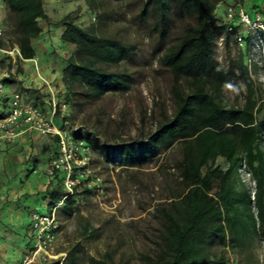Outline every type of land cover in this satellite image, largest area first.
<instances>
[{
  "label": "trees",
  "instance_id": "obj_1",
  "mask_svg": "<svg viewBox=\"0 0 264 264\" xmlns=\"http://www.w3.org/2000/svg\"><path fill=\"white\" fill-rule=\"evenodd\" d=\"M3 1L17 19L13 43L22 58H33L32 39L43 31L40 19L47 18L44 0ZM114 1L136 39L100 33L96 23L84 27L72 14L56 23L64 27L61 39L75 46L64 68L69 90L76 82L86 86L92 97L128 90L134 79L130 65L142 49L137 37L158 52V65L171 77V108L161 110L146 136L111 146L100 145L88 134L85 138L79 132L73 134L107 157L119 156L117 163L124 168L152 159L162 158V166L172 161L176 174L164 171L168 194L152 210L160 221L155 248L141 254L142 263L225 264L229 252L238 255L240 264L258 262L256 247L264 244V119L258 115L264 100L243 53L228 66L214 54L217 36L231 34L225 24L217 23V8L225 0ZM87 2L94 6L93 0ZM109 13L107 9L100 12L97 23H104ZM240 82L243 101L233 103L226 89L242 88ZM69 95L67 102L72 101ZM7 99L3 97L0 106ZM43 136L49 138V152L58 138ZM38 138L30 133L2 141L0 150L17 142H37ZM218 157L225 160L226 167L216 163ZM243 169L254 185L243 179ZM52 177L48 209L65 193L61 172ZM84 192L92 190L85 188ZM75 200V194L67 196L61 210L69 214L77 211L84 220L78 228L79 237H96L98 228L74 208ZM28 228L29 250L31 219ZM66 258L69 264H76L73 251H68ZM87 264L119 263L107 250L101 257L88 256Z\"/></svg>",
  "mask_w": 264,
  "mask_h": 264
},
{
  "label": "rangeland",
  "instance_id": "obj_2",
  "mask_svg": "<svg viewBox=\"0 0 264 264\" xmlns=\"http://www.w3.org/2000/svg\"><path fill=\"white\" fill-rule=\"evenodd\" d=\"M229 1L218 6V18L223 16L224 4ZM45 2L47 18L40 19L43 31L32 39L36 54L29 59L22 58L16 49L18 46L13 43L17 37L16 16L6 4L1 7L0 100L21 89L40 105L46 116H51L55 102L54 121L57 124H64L73 134L79 132L84 138L88 134L100 145L113 146L146 136L155 127L161 110L164 107L170 109L172 105L171 77L158 65V52L151 50L145 39L137 37L142 49L137 61L130 65L134 79L124 92L92 97L86 86L79 82L69 90L64 68L75 46L60 39L61 25L56 21L72 14L84 27L96 23L100 33H118L136 39L135 33L114 0H93L92 7L87 0ZM259 6L264 9L263 5ZM104 9L110 11V16L99 24L98 15ZM240 53L244 54L264 100V54L251 38L245 46H240L232 33L222 32L217 36L214 54L222 64L228 66ZM240 84L242 88L229 86L226 89L233 103L243 101L244 86L242 82ZM68 92L71 102L66 101ZM258 117L264 119V109ZM40 135L35 136L40 137L37 142H17L0 150V264H23L30 246L28 218L32 210H48L50 197L47 192L54 180L48 170L49 138ZM117 160L119 156L107 157L93 150L90 164L101 177L103 190L96 195L79 187L75 193L74 208L78 207L79 213L98 228V235L79 237L78 228L84 220L77 211L73 214L62 211L63 203L58 209L61 229L53 248L54 254L62 253L43 264L54 260L69 264L68 251H73L76 264H87L88 256L101 257L107 250L119 264H143L141 254L154 250L160 221L152 210L169 191L164 171L167 169L175 175L176 170L172 161L160 165L162 158L148 160L134 168H124ZM216 163L222 167L227 165L222 157H218ZM241 172L243 179L254 185L248 172L245 169ZM256 252L258 262L254 260L250 264H264V244L258 245Z\"/></svg>",
  "mask_w": 264,
  "mask_h": 264
},
{
  "label": "built area",
  "instance_id": "obj_3",
  "mask_svg": "<svg viewBox=\"0 0 264 264\" xmlns=\"http://www.w3.org/2000/svg\"><path fill=\"white\" fill-rule=\"evenodd\" d=\"M217 23L225 24L240 46H245L246 38L250 37L264 54V11L261 8L251 10L244 1L231 0L224 4V14ZM16 49L20 54L19 48ZM55 110L54 102L51 116H46L40 105L21 89L10 93L6 104L0 106V142L13 141L27 131L58 138L49 152L48 170L51 175L61 172L65 193L47 211L31 212L32 246L25 253L23 264H43L54 257L53 248L61 229L58 209L67 196L74 195L79 187L89 188L96 195L103 190L102 179L90 164L91 145L84 138L75 137L64 124H57ZM225 264H240V259L229 252Z\"/></svg>",
  "mask_w": 264,
  "mask_h": 264
},
{
  "label": "crops",
  "instance_id": "obj_4",
  "mask_svg": "<svg viewBox=\"0 0 264 264\" xmlns=\"http://www.w3.org/2000/svg\"><path fill=\"white\" fill-rule=\"evenodd\" d=\"M244 2H245V4H247V6H248L251 10H253V9H257V8H260L259 4L264 6V0H246V1L244 0ZM4 5H5V2H4L3 0H0V13H1V7H4ZM257 5H258V6H257ZM45 6H46V2H45V0H44V7H45ZM219 6H220V4H219ZM219 8H220V7L217 8V11L219 10ZM261 8H262V7H261ZM45 10H46V8H45ZM262 10H264V9L262 8ZM46 13H47V11H46ZM63 29H64V27L61 25V33H62ZM55 33H56V31H55ZM61 33H60V39H61ZM66 43H68L69 45H72V43H69V42H66ZM30 133H34L35 136L38 135L37 132L27 131V132L22 133V134H21L20 136H18L16 139H18V138H20V137L22 138L24 135H26V134H30ZM16 139H15V140H16ZM28 219H30V217H29ZM61 253H62V252H58V253H55V254H54V252H53L54 257H58ZM45 263H46V262H45ZM33 264H38V263H33Z\"/></svg>",
  "mask_w": 264,
  "mask_h": 264
}]
</instances>
